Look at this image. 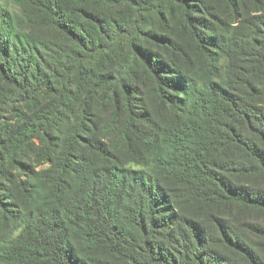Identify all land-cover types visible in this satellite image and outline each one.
Returning a JSON list of instances; mask_svg holds the SVG:
<instances>
[{"label":"trees","instance_id":"trees-1","mask_svg":"<svg viewBox=\"0 0 264 264\" xmlns=\"http://www.w3.org/2000/svg\"><path fill=\"white\" fill-rule=\"evenodd\" d=\"M22 1L0 264H264V0Z\"/></svg>","mask_w":264,"mask_h":264},{"label":"rangeland","instance_id":"rangeland-1","mask_svg":"<svg viewBox=\"0 0 264 264\" xmlns=\"http://www.w3.org/2000/svg\"><path fill=\"white\" fill-rule=\"evenodd\" d=\"M4 5L5 2L2 1ZM22 0H6V4L14 12L16 20L26 31H35L39 35L46 36L49 29L42 23V19L33 12L27 9L26 5H22ZM24 3V2H23ZM25 4V3H24ZM26 8V9H25ZM7 226L3 218L0 216V237H5Z\"/></svg>","mask_w":264,"mask_h":264}]
</instances>
